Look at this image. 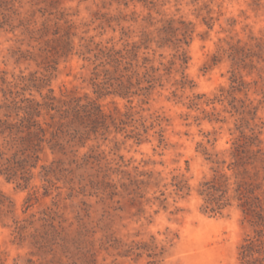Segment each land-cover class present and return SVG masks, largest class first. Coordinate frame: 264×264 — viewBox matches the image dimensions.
Listing matches in <instances>:
<instances>
[{
	"label": "rangeland",
	"instance_id": "obj_1",
	"mask_svg": "<svg viewBox=\"0 0 264 264\" xmlns=\"http://www.w3.org/2000/svg\"><path fill=\"white\" fill-rule=\"evenodd\" d=\"M180 22L189 29L181 66ZM89 40L139 45L138 65L146 58L157 69L149 95L95 93L93 65L75 54ZM63 41L73 50L58 56ZM256 43L264 44V0H0V105L29 93L40 100L23 91L22 78L36 73L49 78L44 95L94 99L110 125L62 152L43 144L27 185L0 176V264H81L91 254L96 264H241L251 224L235 202L222 215L202 212L198 191L213 176L209 159L229 161L251 129L264 146ZM231 46L243 48V62Z\"/></svg>",
	"mask_w": 264,
	"mask_h": 264
},
{
	"label": "trees",
	"instance_id": "obj_2",
	"mask_svg": "<svg viewBox=\"0 0 264 264\" xmlns=\"http://www.w3.org/2000/svg\"><path fill=\"white\" fill-rule=\"evenodd\" d=\"M180 24L182 38L177 39L174 48L181 66L187 63L182 45H187L189 29L183 22ZM65 36L68 38V34ZM263 47L264 44L261 43L254 45L260 53L264 50ZM140 48L134 43L132 48L125 45L124 48L116 49L114 46L107 47L89 40L80 44L75 54L84 62L93 65L92 84L96 88L95 93L100 96L115 95L129 99L136 94V91H132L133 88L149 95L157 79L154 75L157 69L153 66L148 69L145 66L148 59L144 58L143 63L138 65ZM230 49L233 59L237 55L236 63L237 59L244 61L245 58L238 57L239 52H244L243 48L231 46ZM72 50L71 42L63 41V47L57 49L55 54L65 56ZM140 69L145 70L142 78L148 84L147 87L139 88L142 83L138 77ZM181 75L183 80L180 84L185 87L183 71ZM100 78L101 81L97 82ZM22 80L26 82L23 91L31 92L34 88L40 100L29 93L28 97L19 102L13 99L9 105H0V112L3 108L11 110L10 113L5 111L0 116V176L8 181L18 182L19 185L20 182L27 185L30 180L28 172L36 166L35 162L38 161L43 144H47L52 152H62L66 144L76 142L77 139L80 142L85 136L95 134L100 129L106 130L110 125L107 122L108 116L102 112L96 100L72 97L68 102L61 103L52 95L51 89L46 95L42 93L49 83L46 75L39 77L35 73ZM233 82L237 83L238 87L245 84L243 78L236 75L233 76ZM253 111L252 119L255 118L257 109L254 108ZM45 115H49L52 122L48 123ZM110 122L114 124L113 119ZM251 130L250 137L237 139L232 143L227 151L229 161L209 159L215 165L213 176L200 184L198 192L204 200L201 209L204 213L222 215L232 203L237 204L253 228V235L245 238L239 247L241 264H264V146L259 137L260 133L255 134L254 130ZM71 260L70 264H79L77 260ZM82 263L96 264L94 254L85 257ZM45 264H52V261Z\"/></svg>",
	"mask_w": 264,
	"mask_h": 264
}]
</instances>
